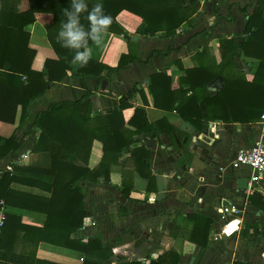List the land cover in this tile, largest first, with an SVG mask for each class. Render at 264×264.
<instances>
[{"label": "crops", "instance_id": "1", "mask_svg": "<svg viewBox=\"0 0 264 264\" xmlns=\"http://www.w3.org/2000/svg\"><path fill=\"white\" fill-rule=\"evenodd\" d=\"M256 1L200 0L190 20L182 23L173 36H163L160 32L140 35L136 29L142 19L121 10L114 20L133 35L131 43L122 35L107 31L100 46L90 44L91 59L116 66L121 54L128 52L129 44L137 58L129 67L118 70L111 80L95 76L66 77L61 82L51 83L43 95L29 103L27 118L20 127L19 112L14 123H0L1 136L14 133L25 140L22 148L0 159V177L9 172L16 178L9 183V202L4 203L5 228H2L0 242V264H10L7 259L13 253L34 254L36 259L50 264H83L84 261L92 264H128L131 261L149 264L171 250L178 254V264H232L234 260L264 264V232L261 229L264 208L257 207L249 199L250 196L264 198V172L262 179L254 184L256 191L247 194L246 190L237 188V180L248 178L252 170L247 166L232 165L240 149L260 139V117L258 121L248 123L208 118L202 120L198 129L174 111L154 107L148 89L149 77L157 71H166L177 83L182 72L175 62L179 61L183 68L196 67V54L205 45L208 48L206 60L218 64L221 61L219 37L239 35L237 41L240 42ZM28 6V0L8 2V9L13 12L25 10ZM52 19L51 13L37 12L34 22L24 27L29 34L28 47L35 50L31 62L33 70L41 71L46 58L56 57L45 30ZM232 60L234 69L241 71L250 81L259 60L244 56L240 50ZM133 86L141 90L142 95L137 91L133 105L123 110L124 121H128L136 106L145 110L150 123L164 120L175 129L171 134L151 132L136 136L138 145L150 152V170L155 179L146 189V178L131 166L120 165L132 149V146L125 147L119 153L118 163L109 165L108 179L101 175L95 182L81 181L80 178L72 184L74 188L81 181V204L85 215L81 226L72 231L70 238L83 244L92 240L87 251L37 242L38 231L43 229L46 219L40 210L51 196V189L47 186H51L54 177L44 171L51 164L49 153L31 150L39 135V130L33 126L36 115L52 102L83 97L84 101H90L93 117L118 105L122 95ZM221 86V77L217 76L208 89L215 94ZM86 92L90 94L84 96ZM101 157L102 144L95 139L90 147L87 167H97ZM67 160L80 163L71 156ZM227 204L235 205L240 223L236 229V221L232 222L234 231L230 227L227 234L214 239L221 225L218 208ZM192 213L214 220L205 247L186 239L193 226V221L188 218Z\"/></svg>", "mask_w": 264, "mask_h": 264}, {"label": "trees", "instance_id": "2", "mask_svg": "<svg viewBox=\"0 0 264 264\" xmlns=\"http://www.w3.org/2000/svg\"><path fill=\"white\" fill-rule=\"evenodd\" d=\"M8 2L9 0H0V123H14L19 112L20 127L27 118L29 103L43 95L51 83L61 82L66 77L95 76L111 80L118 70L129 67L137 59L131 45L128 44V52L121 54L116 66L104 65L90 59L86 66L79 67L72 63L73 51L62 47L57 41L60 24L66 19L63 15L64 9L70 7L71 0H28L27 9L19 12L8 9ZM86 2L91 9L98 0ZM99 2L103 3L105 14L112 20L108 31L122 35L131 43L133 35L114 20L121 10H127L142 19L136 33L146 36L160 32L163 36H173L182 23L190 20L200 0H99ZM37 12L52 14V22L45 26V30L46 38L56 55L55 58L44 60L41 71L31 68L35 50L28 47L29 34L24 30L27 24L34 22ZM86 15L87 13L81 14L80 22L87 29ZM240 36L242 37L240 42L237 41L239 35L219 37L221 61L218 64H215L214 60L212 62L206 60L208 53L206 45L196 54L198 58L196 67L183 68L180 62L176 61L182 72L177 83L171 80L166 71L151 74L148 89L153 106L161 110L174 111L185 122L198 129L201 128L202 120L208 118L244 123L258 121L264 110V0L256 1ZM238 50L246 57L259 60L250 81L246 80L241 71L234 69L232 58ZM217 76L221 77L222 86L212 94L208 86ZM184 84L187 86L184 87ZM137 91L142 95V91L133 86L122 95L118 105L93 117L91 103L89 100L84 101L83 97L74 101L52 102L46 110L36 115L33 126L39 130V135L31 150L49 153L51 164L44 171L54 177L51 186H47L51 189V196L45 207L40 210L45 213L46 219L43 229L38 231L37 242L44 241L87 251L92 240L88 244H83L70 238L72 231L81 226L85 215L81 204L83 191L80 183L95 182L101 175L108 179L109 165L118 163L119 153L125 147L132 146V149L129 157L121 161L120 165L131 166L140 176L146 178V189L155 179L150 170V152L144 146L138 145L136 136L151 132L171 134L175 129L164 120L150 123L145 110L136 106L133 107L131 117L125 122L122 112L133 105ZM89 94L90 92H86L84 96ZM95 139L102 144V157L99 165L90 169L87 167V160L92 141ZM24 144L25 140L18 138L14 133L8 137L0 135V159L22 148ZM69 156L80 163L68 162ZM80 178L81 181L73 188L72 184ZM15 179L9 172L1 175L0 202H9V183ZM249 199L257 207L264 208V198L250 196ZM23 206L38 209L31 205ZM188 218L193 221V226L186 239L205 247L214 220L197 213L189 214ZM261 229L264 232V225H261ZM3 231L4 229L0 234V242ZM7 262L50 264L36 259L34 254L16 253L11 254ZM178 263L179 256L172 250L149 262V264ZM83 264L92 263L84 261ZM128 264H140V261H131ZM232 264L250 263L234 260Z\"/></svg>", "mask_w": 264, "mask_h": 264}, {"label": "clouds", "instance_id": "3", "mask_svg": "<svg viewBox=\"0 0 264 264\" xmlns=\"http://www.w3.org/2000/svg\"><path fill=\"white\" fill-rule=\"evenodd\" d=\"M82 13H87V29L80 22ZM63 15L66 19L60 24L57 41L62 47L73 51V64L84 67L92 58L90 42L96 46L102 44L103 36L112 23L111 17L105 14L103 3L99 0L91 9L86 0H71L70 7L64 9Z\"/></svg>", "mask_w": 264, "mask_h": 264}, {"label": "built area", "instance_id": "4", "mask_svg": "<svg viewBox=\"0 0 264 264\" xmlns=\"http://www.w3.org/2000/svg\"><path fill=\"white\" fill-rule=\"evenodd\" d=\"M260 131L261 137L253 142L247 148L240 149L232 161L233 167L247 166L252 170L250 176H248V182L246 187L247 194H253L256 189L254 184L262 179L264 172V111L260 115ZM238 210L233 204L223 205L218 208L219 221L221 222L220 229L214 235V239L222 234H227V229L231 227V223L236 221L234 228H238L240 219L237 218ZM5 221V206L3 201L0 202V234L4 226ZM233 227L231 230L234 231ZM230 231V232H232ZM229 232V233H230Z\"/></svg>", "mask_w": 264, "mask_h": 264}, {"label": "water", "instance_id": "5", "mask_svg": "<svg viewBox=\"0 0 264 264\" xmlns=\"http://www.w3.org/2000/svg\"><path fill=\"white\" fill-rule=\"evenodd\" d=\"M248 178H239L237 180V188L239 190H245L247 187Z\"/></svg>", "mask_w": 264, "mask_h": 264}, {"label": "snow or ice", "instance_id": "6", "mask_svg": "<svg viewBox=\"0 0 264 264\" xmlns=\"http://www.w3.org/2000/svg\"><path fill=\"white\" fill-rule=\"evenodd\" d=\"M233 227H234V225H233Z\"/></svg>", "mask_w": 264, "mask_h": 264}]
</instances>
